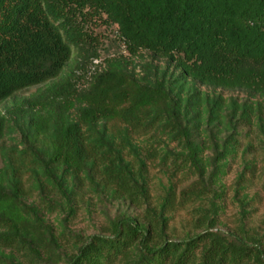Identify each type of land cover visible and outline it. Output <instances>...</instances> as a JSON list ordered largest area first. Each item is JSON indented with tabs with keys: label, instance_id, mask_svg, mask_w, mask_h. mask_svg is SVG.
<instances>
[{
	"label": "trees",
	"instance_id": "1",
	"mask_svg": "<svg viewBox=\"0 0 264 264\" xmlns=\"http://www.w3.org/2000/svg\"><path fill=\"white\" fill-rule=\"evenodd\" d=\"M101 19L129 59H106L84 89L75 72L56 82ZM40 86L0 113V264H264L244 225L217 229L216 204L229 162L252 147L243 140L264 137V0H0V104ZM156 159L192 179L178 194L170 180L153 205ZM100 184L140 219L120 213L109 235L64 252L45 213L64 212V227L77 191ZM206 200L204 230L171 239V214Z\"/></svg>",
	"mask_w": 264,
	"mask_h": 264
},
{
	"label": "rangeland",
	"instance_id": "2",
	"mask_svg": "<svg viewBox=\"0 0 264 264\" xmlns=\"http://www.w3.org/2000/svg\"><path fill=\"white\" fill-rule=\"evenodd\" d=\"M88 34L91 39L81 52L72 51L67 66L56 82H62L75 72L79 76L78 88L87 86L90 75L99 71L106 59L122 54L129 59L124 47L116 37V27L101 21L89 22ZM96 51L98 58L92 60L89 56ZM163 65L164 62H159ZM139 72V69H136ZM55 84V82H54ZM44 89L43 86L30 88L18 92L13 98L0 104V113L5 108L14 109L20 102L27 100ZM226 97H241V92H225ZM15 122L12 123V133L7 135L4 143L8 146L19 145V131ZM252 144L249 152L239 153L235 160L229 162L228 168L221 177L224 195L216 202L218 205V228L222 231H235L242 225L258 239L264 241V137L257 129L248 139L243 140L244 148ZM162 144L150 142L148 149H159ZM247 167V169H246ZM243 173L239 193L237 194L239 176ZM148 186L152 204L155 205L163 197L169 181L175 186L177 194L191 182L192 176L184 173H175L161 165L158 159L149 163ZM33 198H36L34 195ZM210 208L209 201L195 202L180 208L171 214L168 227L171 239H183L198 234L204 227L196 221L204 211ZM128 213L135 219H140L141 211L131 207L118 196L111 195L109 189H102L100 184L96 189L86 185L77 191L74 214L63 227L61 220L65 216L59 210L51 214L45 213L46 220L53 226L58 244L66 253L74 252L75 247L93 235H109L111 222L120 213ZM23 261V260H22ZM25 262V261H23ZM31 264V263H25ZM32 264H49L33 262Z\"/></svg>",
	"mask_w": 264,
	"mask_h": 264
}]
</instances>
